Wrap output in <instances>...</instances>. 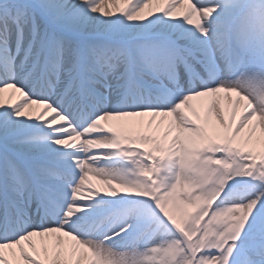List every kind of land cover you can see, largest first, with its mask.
<instances>
[{
  "label": "snow or ice",
  "instance_id": "6c2138e0",
  "mask_svg": "<svg viewBox=\"0 0 264 264\" xmlns=\"http://www.w3.org/2000/svg\"><path fill=\"white\" fill-rule=\"evenodd\" d=\"M0 264H264V0H0Z\"/></svg>",
  "mask_w": 264,
  "mask_h": 264
},
{
  "label": "bare ground",
  "instance_id": "6f19581e",
  "mask_svg": "<svg viewBox=\"0 0 264 264\" xmlns=\"http://www.w3.org/2000/svg\"><path fill=\"white\" fill-rule=\"evenodd\" d=\"M95 182V181H94Z\"/></svg>",
  "mask_w": 264,
  "mask_h": 264
}]
</instances>
